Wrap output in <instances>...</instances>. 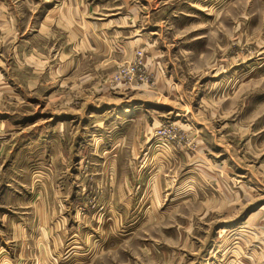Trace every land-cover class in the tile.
<instances>
[{
  "label": "rangeland",
  "instance_id": "obj_1",
  "mask_svg": "<svg viewBox=\"0 0 264 264\" xmlns=\"http://www.w3.org/2000/svg\"><path fill=\"white\" fill-rule=\"evenodd\" d=\"M262 206L264 0H0V264H264Z\"/></svg>",
  "mask_w": 264,
  "mask_h": 264
},
{
  "label": "crops",
  "instance_id": "obj_2",
  "mask_svg": "<svg viewBox=\"0 0 264 264\" xmlns=\"http://www.w3.org/2000/svg\"><path fill=\"white\" fill-rule=\"evenodd\" d=\"M5 195V194H4ZM4 247L2 246V245H0V257H4V255H7V253H9V250H6V251H3L2 249H3ZM1 251H3V252H1Z\"/></svg>",
  "mask_w": 264,
  "mask_h": 264
},
{
  "label": "bare ground",
  "instance_id": "obj_3",
  "mask_svg": "<svg viewBox=\"0 0 264 264\" xmlns=\"http://www.w3.org/2000/svg\"><path fill=\"white\" fill-rule=\"evenodd\" d=\"M263 207L264 206L260 207V209H264ZM257 211H259V209ZM257 211H253L251 214H255Z\"/></svg>",
  "mask_w": 264,
  "mask_h": 264
}]
</instances>
